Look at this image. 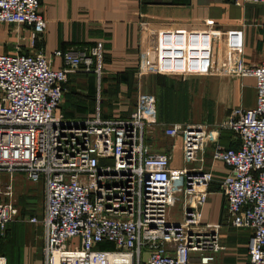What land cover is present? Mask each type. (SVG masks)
<instances>
[{
  "label": "built area",
  "instance_id": "2783aa9c",
  "mask_svg": "<svg viewBox=\"0 0 264 264\" xmlns=\"http://www.w3.org/2000/svg\"><path fill=\"white\" fill-rule=\"evenodd\" d=\"M264 5V0H235ZM39 0H0V25L29 31L32 48L47 23ZM53 60L61 63L54 68ZM103 50L55 51L51 58L0 52V177L9 178L0 202V234L19 220L12 178L21 175L43 187L40 219L43 264H211L220 249L218 226L203 223L202 209L214 181L204 171L211 159L227 170L219 188L224 213L235 229L249 233L248 264H264V60L257 67L239 63L237 74L254 79L252 108L231 110L213 125H172L169 139L181 140L183 168L169 153H153L146 143L156 130L155 99L139 93L126 118L68 120L57 109L70 75L93 73L97 91ZM223 131L236 146L219 144ZM199 164L197 168L187 167ZM179 204L180 218L170 220ZM109 244L111 250L99 249ZM0 264H7L0 256Z\"/></svg>",
  "mask_w": 264,
  "mask_h": 264
},
{
  "label": "crops",
  "instance_id": "0c3cea01",
  "mask_svg": "<svg viewBox=\"0 0 264 264\" xmlns=\"http://www.w3.org/2000/svg\"><path fill=\"white\" fill-rule=\"evenodd\" d=\"M39 2L47 28L34 48L29 42V31L23 28L27 53L42 51L51 58L55 51H89L97 44L103 50L99 94L93 73L70 75L84 82L90 79L94 85L87 93L91 99L86 101L92 109L78 111L79 106L74 105L62 114L68 120L90 118L95 110L103 119L126 118L135 109L137 95L150 94L155 99L157 127L153 138L146 140L149 143V139H169L164 135L166 127L213 125L233 109L254 105V79L238 76L237 70L240 62L246 67H257L264 60V5L235 0ZM52 65L62 66L58 60H53ZM219 144L224 148L236 146L227 131L221 133ZM166 150L164 146L151 148L153 153L171 154L172 167L183 168L181 140L174 139L170 150ZM213 164L218 168L215 173L224 175L220 171L224 165ZM222 199L219 186L209 193L202 209L203 223H220ZM180 210L179 204L170 209L172 222L179 221ZM219 234L226 241L227 251L212 264H232L237 247L247 253L248 231L222 227ZM32 239L25 229L26 247ZM38 243L43 264L42 229ZM25 249L17 264H32ZM197 255L191 254L189 264H200Z\"/></svg>",
  "mask_w": 264,
  "mask_h": 264
},
{
  "label": "rangeland",
  "instance_id": "374dc122",
  "mask_svg": "<svg viewBox=\"0 0 264 264\" xmlns=\"http://www.w3.org/2000/svg\"><path fill=\"white\" fill-rule=\"evenodd\" d=\"M26 32L23 31V28H18L13 25H0V52H13L15 50H20L23 53H27L26 45L28 46V41L25 38ZM90 80V79H89ZM86 80L85 82L79 78H72L69 76L67 82L63 87V97L57 109L58 114H65L66 111L72 109V106H76L78 111L82 108L92 109V105L87 104L86 101L89 98V89L92 91L94 82ZM249 94V93H248ZM81 101V102H80ZM88 102V101H87ZM85 106V107H84ZM232 138V135H231ZM174 143V139H149L148 145L153 149H158L161 146L166 147L167 150H170ZM168 144V145H167ZM166 150V151H167ZM211 159V150H207L205 154L203 170L209 171L212 170L214 181L210 188L211 191L217 189L219 186L221 178L226 174L227 170L223 166L220 171L224 172V175L216 174L218 168L215 167ZM184 166V164H183ZM189 166V165H188ZM187 166V167H188ZM191 168L199 167V164L195 163L191 165ZM9 178L0 177V202L5 199L2 197L3 186L9 183ZM12 188H13V199L16 203V206L19 210V220L11 222L6 225L2 234H0V256H4L8 260V264H17L19 259L23 256L22 252L25 249L26 245L24 242V231L25 229L31 233L33 236L30 244L27 243L26 247V256L30 263L36 262V264H41V252L38 248V241L41 237V227L40 225H31L27 222V218L36 217L38 219L42 216V205H43V187L41 183L35 184L31 183L21 175L13 176L12 178ZM210 191V192H211ZM209 198V196H208ZM208 200V199H207ZM207 202V201H206ZM32 204V205H31ZM224 201L222 199V214L220 223L215 224L218 226V235H220V229L231 228L234 230H239L231 227L228 223L225 213L223 211ZM27 205H31L32 209L28 208ZM221 249L213 255V261L215 262L216 257L227 251L226 241L222 235L219 236ZM113 247L109 244H102L99 246V249L111 250ZM198 259H199V255ZM248 257L247 253L243 248L236 249L235 255L232 260V264H247ZM211 263V264H212Z\"/></svg>",
  "mask_w": 264,
  "mask_h": 264
},
{
  "label": "trees",
  "instance_id": "16d2710c",
  "mask_svg": "<svg viewBox=\"0 0 264 264\" xmlns=\"http://www.w3.org/2000/svg\"><path fill=\"white\" fill-rule=\"evenodd\" d=\"M73 114V111L71 112V115ZM32 205V204H31ZM31 205H27L28 208L32 209V206ZM32 212H33V209H32ZM10 264V263H9Z\"/></svg>",
  "mask_w": 264,
  "mask_h": 264
}]
</instances>
